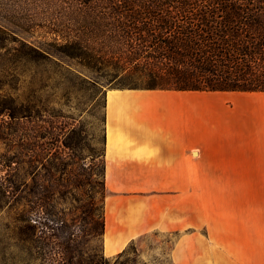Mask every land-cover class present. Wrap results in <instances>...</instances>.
Segmentation results:
<instances>
[{"label": "crops", "instance_id": "0c3cea01", "mask_svg": "<svg viewBox=\"0 0 264 264\" xmlns=\"http://www.w3.org/2000/svg\"><path fill=\"white\" fill-rule=\"evenodd\" d=\"M112 90L105 256L160 234L174 264H264V92Z\"/></svg>", "mask_w": 264, "mask_h": 264}, {"label": "trees", "instance_id": "16d2710c", "mask_svg": "<svg viewBox=\"0 0 264 264\" xmlns=\"http://www.w3.org/2000/svg\"><path fill=\"white\" fill-rule=\"evenodd\" d=\"M19 33L130 89L264 92V0H0V45L49 59ZM50 221L38 236L41 264H103L82 252L96 225L75 233Z\"/></svg>", "mask_w": 264, "mask_h": 264}, {"label": "rangeland", "instance_id": "374dc122", "mask_svg": "<svg viewBox=\"0 0 264 264\" xmlns=\"http://www.w3.org/2000/svg\"><path fill=\"white\" fill-rule=\"evenodd\" d=\"M17 37L49 59L12 40L0 45V264H41L38 236L50 220L65 221L75 233L96 225L100 235L82 252L103 264H174L173 235H149L122 257L103 252L106 94L130 88L39 35Z\"/></svg>", "mask_w": 264, "mask_h": 264}, {"label": "bare ground", "instance_id": "6f19581e", "mask_svg": "<svg viewBox=\"0 0 264 264\" xmlns=\"http://www.w3.org/2000/svg\"><path fill=\"white\" fill-rule=\"evenodd\" d=\"M116 92L115 90H109V96H112V94Z\"/></svg>", "mask_w": 264, "mask_h": 264}]
</instances>
